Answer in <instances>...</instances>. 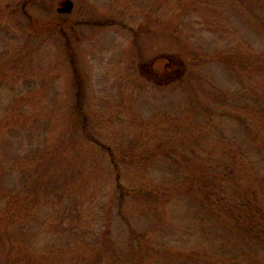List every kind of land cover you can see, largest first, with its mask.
Here are the masks:
<instances>
[{
	"label": "rangeland",
	"instance_id": "rangeland-1",
	"mask_svg": "<svg viewBox=\"0 0 264 264\" xmlns=\"http://www.w3.org/2000/svg\"><path fill=\"white\" fill-rule=\"evenodd\" d=\"M60 1L0 0V264H264V0Z\"/></svg>",
	"mask_w": 264,
	"mask_h": 264
},
{
	"label": "trees",
	"instance_id": "trees-1",
	"mask_svg": "<svg viewBox=\"0 0 264 264\" xmlns=\"http://www.w3.org/2000/svg\"><path fill=\"white\" fill-rule=\"evenodd\" d=\"M79 108H80V106H78ZM81 109V108H80ZM92 140H94V141H97V140H95V139H92ZM111 155V160H112V162L113 163H116L115 162V159H114V156H113V153L112 154H110ZM119 173H117L116 174V181L120 184V181H118L119 180ZM195 175L196 174H194L193 173V176L191 177V178H187V179H189V181L187 182V180H185V182L187 183V187L188 188H190L191 190H198V188H199V185H202L200 182H197V178H195ZM202 180V179H201ZM121 192H123L124 193V191H121ZM128 192V193H127ZM127 192H125L126 194H128V195H132V194H136L137 192H139V191H136V192H134V191H127ZM154 192V191H153ZM122 193V194H123ZM155 193V192H154ZM153 193V194H154ZM137 238H139V237H137ZM106 254V253H105ZM107 256H108V258L110 257V261H111V263H116V261L117 260H115L116 258H121V256H118V255H116V254H112V251H109L107 254H106ZM125 258H127V257H125ZM132 263H136V262H141L142 261V259H143V256L141 255V256H139V254L137 253L135 256H133L132 258ZM84 264H86V263H84Z\"/></svg>",
	"mask_w": 264,
	"mask_h": 264
},
{
	"label": "water",
	"instance_id": "water-1",
	"mask_svg": "<svg viewBox=\"0 0 264 264\" xmlns=\"http://www.w3.org/2000/svg\"><path fill=\"white\" fill-rule=\"evenodd\" d=\"M72 9V1L71 0H62L57 6L56 10L62 13H68Z\"/></svg>",
	"mask_w": 264,
	"mask_h": 264
},
{
	"label": "flooded vegetation",
	"instance_id": "flooded-vegetation-1",
	"mask_svg": "<svg viewBox=\"0 0 264 264\" xmlns=\"http://www.w3.org/2000/svg\"><path fill=\"white\" fill-rule=\"evenodd\" d=\"M62 1V0H61ZM60 3V2H59ZM59 3H58V5H59ZM177 71V70H176ZM153 73H151V75H152ZM152 77H153V75H152Z\"/></svg>",
	"mask_w": 264,
	"mask_h": 264
}]
</instances>
